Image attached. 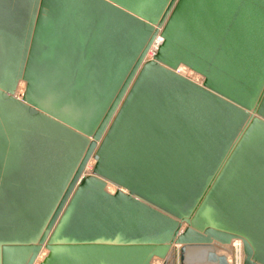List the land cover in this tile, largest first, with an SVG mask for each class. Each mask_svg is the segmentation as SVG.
Returning a JSON list of instances; mask_svg holds the SVG:
<instances>
[{
  "label": "water",
  "instance_id": "water-1",
  "mask_svg": "<svg viewBox=\"0 0 264 264\" xmlns=\"http://www.w3.org/2000/svg\"><path fill=\"white\" fill-rule=\"evenodd\" d=\"M233 240L264 264V0H0V264Z\"/></svg>",
  "mask_w": 264,
  "mask_h": 264
},
{
  "label": "built area",
  "instance_id": "built-area-1",
  "mask_svg": "<svg viewBox=\"0 0 264 264\" xmlns=\"http://www.w3.org/2000/svg\"><path fill=\"white\" fill-rule=\"evenodd\" d=\"M156 43L155 42L152 46V48L150 49V51L148 52L147 56H149L148 58L152 57V54L155 50L156 47ZM177 73L191 79L192 81L196 82V83H200L201 78L200 76L196 75L195 73L189 71L188 69H186L185 67H179L177 70ZM231 252L229 255H227L228 261L230 264H242V246H241V242L239 240H233L231 242Z\"/></svg>",
  "mask_w": 264,
  "mask_h": 264
},
{
  "label": "bare ground",
  "instance_id": "bare-ground-1",
  "mask_svg": "<svg viewBox=\"0 0 264 264\" xmlns=\"http://www.w3.org/2000/svg\"><path fill=\"white\" fill-rule=\"evenodd\" d=\"M148 57L149 56H147V59H148ZM22 87H23V85L20 84L18 87V94H20ZM108 190L110 192H112L113 188L109 186ZM218 253L223 254V251L220 250ZM44 254L45 253L41 254V256L39 257V261L42 259ZM204 255H205V251L202 249H189L187 252V256L185 258H186V261L190 264H202V262H203L202 260H203ZM154 263L157 264L156 261Z\"/></svg>",
  "mask_w": 264,
  "mask_h": 264
}]
</instances>
